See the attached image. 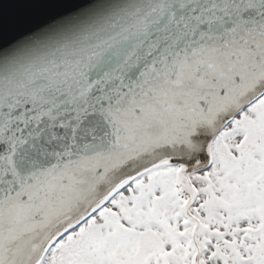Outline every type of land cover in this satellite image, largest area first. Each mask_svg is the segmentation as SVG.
Wrapping results in <instances>:
<instances>
[{
    "label": "snow or ice",
    "instance_id": "snow-or-ice-1",
    "mask_svg": "<svg viewBox=\"0 0 264 264\" xmlns=\"http://www.w3.org/2000/svg\"><path fill=\"white\" fill-rule=\"evenodd\" d=\"M0 264H264V0H0Z\"/></svg>",
    "mask_w": 264,
    "mask_h": 264
},
{
    "label": "water",
    "instance_id": "water-1",
    "mask_svg": "<svg viewBox=\"0 0 264 264\" xmlns=\"http://www.w3.org/2000/svg\"><path fill=\"white\" fill-rule=\"evenodd\" d=\"M81 3H89L90 0H80Z\"/></svg>",
    "mask_w": 264,
    "mask_h": 264
}]
</instances>
